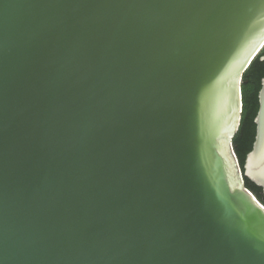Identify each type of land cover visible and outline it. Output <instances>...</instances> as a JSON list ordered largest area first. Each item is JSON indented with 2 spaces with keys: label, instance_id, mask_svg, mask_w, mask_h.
Returning a JSON list of instances; mask_svg holds the SVG:
<instances>
[{
  "label": "water",
  "instance_id": "obj_1",
  "mask_svg": "<svg viewBox=\"0 0 264 264\" xmlns=\"http://www.w3.org/2000/svg\"><path fill=\"white\" fill-rule=\"evenodd\" d=\"M263 50L264 0H0V264H264Z\"/></svg>",
  "mask_w": 264,
  "mask_h": 264
},
{
  "label": "trees",
  "instance_id": "obj_2",
  "mask_svg": "<svg viewBox=\"0 0 264 264\" xmlns=\"http://www.w3.org/2000/svg\"><path fill=\"white\" fill-rule=\"evenodd\" d=\"M263 55L264 50L254 59L243 75V113L239 131L233 138L234 151L242 171H244L247 155L252 151L257 135L255 119L260 108L259 92L262 88V81L264 79V61L261 60ZM244 179L247 189L254 193L258 200L264 205L263 189L246 177Z\"/></svg>",
  "mask_w": 264,
  "mask_h": 264
}]
</instances>
